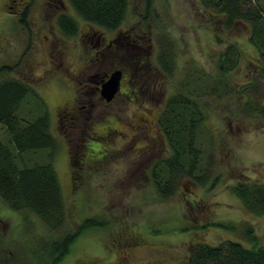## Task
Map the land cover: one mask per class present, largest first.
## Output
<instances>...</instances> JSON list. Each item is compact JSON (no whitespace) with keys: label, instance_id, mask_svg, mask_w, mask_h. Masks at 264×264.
Returning <instances> with one entry per match:
<instances>
[{"label":"rangeland","instance_id":"rangeland-1","mask_svg":"<svg viewBox=\"0 0 264 264\" xmlns=\"http://www.w3.org/2000/svg\"><path fill=\"white\" fill-rule=\"evenodd\" d=\"M71 10L76 13L72 6ZM146 13L148 18L143 19ZM217 18L200 0H129L124 23L130 27L139 24L150 31L151 37L140 36L139 42L152 43L154 63L160 49L159 36L168 34L174 42L170 73L162 75L153 69L162 93H155V98L163 103L178 92L193 97L205 113L200 140L213 158L211 179L215 176V180L200 184L182 178L174 193L162 198L144 167L137 169L128 159L133 156L132 140L131 136L124 137L125 132L138 130L136 145L152 142L158 132V101L149 98L140 100L139 105L137 101L114 103L108 112L99 108L100 114L88 124L90 134L69 143L63 135L65 125L61 127L57 116L58 107L68 100L66 91L75 79L73 71L58 73L62 90L56 85H39L43 79L36 80L34 74L42 71L46 55L32 46L33 51L25 52L20 59L28 43V31L21 27L16 15L5 12L0 0V67L11 65L0 71V79L23 78L44 97L51 129L59 142L54 165L63 188L67 227L73 230L83 221L92 223L78 234L57 264H185L193 242L246 240L244 231L248 225L264 244V214L249 211L231 189L239 180L264 181V115L245 107L250 100L257 109L264 107V76L257 71L262 66L261 57L249 39L246 23L236 21L232 27L224 28ZM229 45L237 47L241 58L226 76L228 91L221 88L201 95L187 93L195 88L200 91V73L217 74V59ZM117 60L113 57L104 64L111 66ZM74 65L76 68L77 63ZM33 101L24 102L21 115L27 116L32 108L38 110ZM108 125L114 129L105 135ZM5 133L1 123L0 135ZM109 136L116 137L117 143L108 140ZM105 147L110 149L102 157L89 159L95 149ZM167 148L163 153L166 155L157 154L156 158L169 156V143ZM152 149L157 150L154 144ZM76 153L83 154V166ZM150 167L151 162L149 170ZM73 173L79 181L74 182ZM48 236L53 234L35 213L16 211L0 200V264H42L41 244Z\"/></svg>","mask_w":264,"mask_h":264},{"label":"trees","instance_id":"trees-1","mask_svg":"<svg viewBox=\"0 0 264 264\" xmlns=\"http://www.w3.org/2000/svg\"><path fill=\"white\" fill-rule=\"evenodd\" d=\"M70 1L82 18L109 29L125 20L129 4V0ZM200 2L205 9L215 13L217 22L224 28L232 27L236 21L249 26V39L261 57L262 66L257 71L264 76V0ZM147 18L146 13L143 19ZM159 41V61L170 73L174 42L168 34L159 36ZM240 58L241 52L236 46H227L217 59V74L200 73V91L195 88L187 93L201 95L221 88L227 92L226 76ZM7 68L10 69L11 65L3 64L0 71ZM242 92L240 90L243 95ZM31 101L38 105V110L32 108L27 116L21 115L24 102ZM245 107L259 110L264 115V107L257 109L251 100L246 101ZM159 118L171 153L151 171L158 194L162 198L170 196L185 177L200 184L215 180V176L211 179L212 154L200 140L205 113L193 97L182 92L174 93ZM1 123L7 134L0 135V200L16 211L35 213L45 223L53 236H48L41 244L39 261L57 264L78 234L92 223L83 221L73 230L67 227L63 188L54 165L59 142L52 132L51 115L44 97L19 77L1 78ZM231 189L249 211L264 214V181L239 180L231 185ZM224 225L233 227L232 224ZM244 234L246 240L228 238L217 244L193 242L185 264H264V244L257 240L251 225L246 227Z\"/></svg>","mask_w":264,"mask_h":264},{"label":"flooded vegetation","instance_id":"flooded-vegetation-1","mask_svg":"<svg viewBox=\"0 0 264 264\" xmlns=\"http://www.w3.org/2000/svg\"><path fill=\"white\" fill-rule=\"evenodd\" d=\"M2 6L5 12L16 15L21 27L24 28V31H28V43L21 50L20 59L25 57V52L33 51L32 46H36L38 51L42 50L46 55L42 71L34 74L36 80L43 79L39 85H56L62 90L58 73L68 72L70 69L73 71L75 79L72 80V89L71 87L67 89L68 100L58 107L57 116L61 127L65 125L63 135L67 141H70L69 143L72 144L75 138L81 139L83 135L90 134L87 132L89 131L88 124L93 122L100 111H112L114 103L124 104L128 101L134 103L137 101L139 105L140 100L144 101L149 98L158 101L160 109L156 117L157 121L155 120L158 132L152 142L136 145L138 130L132 134L125 132L124 135V137L131 136L132 140L130 147L133 156L132 159L131 157L128 159L136 164L137 169L144 167V171L148 172V178H151L150 173L157 165V160L166 158L158 159L156 155H166L163 153L168 151L167 137L161 128L159 117L172 95L168 96L163 103H160L154 96L157 92H160L158 94L162 96V93L160 85H157L153 69L157 68L162 75L167 72L159 61V53L155 54L154 60H157L155 63L153 62L152 43L144 45L139 42L140 36H146L149 39L150 31L141 29L142 25L139 24L130 27L124 21L115 28H104L82 18L70 0H2ZM71 6L76 13L71 10ZM33 29H36V31L34 30L37 36L36 43L33 39ZM147 33L148 35H146ZM62 55H66V58L63 59ZM75 57L78 58V61L75 60ZM113 57H117V62L106 66L104 62ZM71 60H75V62H71ZM75 63H77L76 68ZM117 69L121 70L120 87L111 99H107L103 95L102 85ZM22 80L24 79L22 78ZM26 82L31 85L29 81ZM132 126L135 128L137 124ZM113 129L114 127L108 125L104 129L105 135L112 133ZM85 139L89 140L87 137ZM107 139H112L115 144L117 143L114 136H109ZM148 140L151 141V139ZM152 144L157 150L152 149ZM109 149V147H105L103 150L97 148L93 152L95 155H91L89 159L94 156L102 157ZM158 150L159 152H155ZM71 153L70 155L74 156ZM76 156H78L80 166H83L82 162L85 163L83 154L76 153ZM73 176L74 182L79 181L76 179L75 173Z\"/></svg>","mask_w":264,"mask_h":264},{"label":"water","instance_id":"water-1","mask_svg":"<svg viewBox=\"0 0 264 264\" xmlns=\"http://www.w3.org/2000/svg\"><path fill=\"white\" fill-rule=\"evenodd\" d=\"M121 70H114L102 85L103 95L111 99L120 87Z\"/></svg>","mask_w":264,"mask_h":264}]
</instances>
